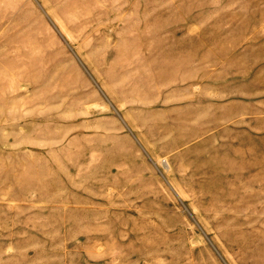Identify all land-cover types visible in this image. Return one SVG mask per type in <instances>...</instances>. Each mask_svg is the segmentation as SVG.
I'll return each mask as SVG.
<instances>
[{"label":"rangeland","instance_id":"rangeland-1","mask_svg":"<svg viewBox=\"0 0 264 264\" xmlns=\"http://www.w3.org/2000/svg\"><path fill=\"white\" fill-rule=\"evenodd\" d=\"M0 264H264V0H0Z\"/></svg>","mask_w":264,"mask_h":264}]
</instances>
